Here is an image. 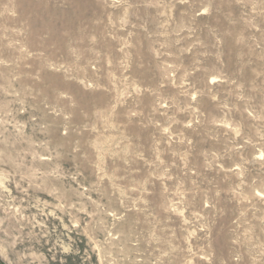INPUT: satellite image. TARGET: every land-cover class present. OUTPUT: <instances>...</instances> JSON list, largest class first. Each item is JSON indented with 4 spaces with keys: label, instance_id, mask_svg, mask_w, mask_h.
Instances as JSON below:
<instances>
[{
    "label": "rangeland",
    "instance_id": "374dc122",
    "mask_svg": "<svg viewBox=\"0 0 264 264\" xmlns=\"http://www.w3.org/2000/svg\"><path fill=\"white\" fill-rule=\"evenodd\" d=\"M0 264H264V0H0Z\"/></svg>",
    "mask_w": 264,
    "mask_h": 264
}]
</instances>
